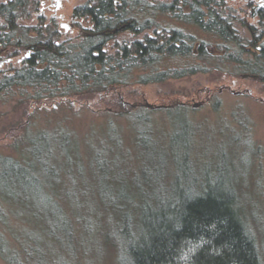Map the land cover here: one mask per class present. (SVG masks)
Masks as SVG:
<instances>
[{
    "label": "trees",
    "instance_id": "1",
    "mask_svg": "<svg viewBox=\"0 0 264 264\" xmlns=\"http://www.w3.org/2000/svg\"><path fill=\"white\" fill-rule=\"evenodd\" d=\"M224 1L85 0L73 13L87 18L90 26L75 38L61 39L53 18L46 22L39 16L36 26L19 24L20 17L29 18L37 10L38 0H4L0 3L1 51L8 50V56L24 52V56L0 70V95L14 87L31 89L29 93L37 99L97 94L213 67L264 78V40L242 36ZM261 11L264 17V8ZM160 13L215 37L219 41L216 49H209L206 40L180 25L159 24ZM124 32L144 34L118 38ZM178 111L182 112L181 105H176L174 112ZM186 120L182 117L180 126L171 132L170 144L183 152L171 150L175 172L165 184L154 181L164 170L162 153L145 157L142 181L128 186H115L111 179L118 175L108 179L111 161L94 157L91 167L100 179V207L106 220L113 218V227H99L97 221L81 216L85 238L90 239L97 227L104 239L115 236L119 264H261L230 161L220 158L223 165L214 166L216 177L214 169L204 167L201 180L188 154L189 138H183L189 130ZM143 134L138 130L136 141L146 148ZM55 139L26 138L21 140L25 144L19 147L18 156L0 153V257L6 264H70L66 259L74 258L75 245L84 237L70 215L75 206L67 211L61 200L70 201L77 190L70 192L62 186L64 194L57 195L59 167L71 159L66 139L60 138L59 143ZM65 152L66 159L60 164L58 153ZM66 171L69 176L70 169ZM56 245L60 249L52 251ZM62 250L69 252V258H63Z\"/></svg>",
    "mask_w": 264,
    "mask_h": 264
},
{
    "label": "rangeland",
    "instance_id": "2",
    "mask_svg": "<svg viewBox=\"0 0 264 264\" xmlns=\"http://www.w3.org/2000/svg\"><path fill=\"white\" fill-rule=\"evenodd\" d=\"M55 1L38 0L37 10L29 18L20 17L19 24L36 26L39 16L46 22L54 17L61 39L75 38L81 29L90 26L87 18L72 17L73 7L85 0ZM259 3L255 13H251L252 7ZM224 4L235 16V27L242 36L253 35L264 40V17H261L264 0H225ZM157 20L159 24L169 22L195 33L206 40L209 49H216L219 42L192 24L176 22L169 14L160 13ZM146 31L152 34V28ZM143 34L124 32L118 38H141ZM113 43L112 40L108 43L109 51ZM7 51L0 52V70H7L24 56V52L8 56ZM29 92L31 89L14 87L0 95V153L18 156L19 147L25 144L21 140L25 142L26 138L38 135L58 138L57 143L60 138L66 139L71 162L62 164L67 152L56 155L62 165L55 185L58 196L64 194L62 186H67L65 190L70 192L77 190L70 201L60 197L67 211L76 208L70 215L77 232L83 236L86 232L81 216L97 221L99 227H113V218L106 220L100 207L97 192L100 179L91 167L94 157L100 155L111 161L109 172L113 174L108 179L118 175L111 179L115 186L122 183L128 186L142 181L140 168L145 157L162 153L166 160L164 170L154 181L165 184L170 173L175 172L170 161L171 150L174 148L176 154L183 152L175 143L170 144L171 132L185 116L189 130L183 138H189L188 154L196 174L201 172V180L204 167L222 166V156L230 161L248 227L264 264V78L245 72L234 75L213 67L206 72L146 84L131 83L97 94L37 99ZM176 105H181L182 112H174ZM138 130H143L142 138H147L146 148L137 145ZM214 170L216 177L218 170ZM95 172L98 173L96 168ZM99 227L92 230L90 239L84 236L78 241L81 235L76 232L78 245L74 248V258L62 250L63 258H69L66 261L70 264H119L118 239L113 235L104 239L97 230ZM56 246L52 251L60 249ZM0 264H6L1 257Z\"/></svg>",
    "mask_w": 264,
    "mask_h": 264
},
{
    "label": "flooded vegetation",
    "instance_id": "3",
    "mask_svg": "<svg viewBox=\"0 0 264 264\" xmlns=\"http://www.w3.org/2000/svg\"><path fill=\"white\" fill-rule=\"evenodd\" d=\"M56 1H57V0H56ZM56 1H55V2H56ZM1 2H3V1L0 0V3H1ZM82 3H83V2H82ZM80 4H81V3H80ZM77 5H79V4H77ZM77 5H75L74 7H76ZM260 5H261V4L259 3V4L255 5V6H253V7H252V12H251V13L254 14V13H255V10H257L258 7H259ZM74 7H73V9H74ZM74 16H75V14H74L73 11H72V17H74ZM41 17H42V16H41ZM75 17H76V16H75ZM43 18H44V17H43ZM51 18L55 19L54 17H51ZM51 18H50V19H51ZM50 19H49V20H50ZM61 26L64 27L65 29L67 28V26H66L64 23H62ZM1 45H2V44L0 43V52H1ZM25 54H26V53H25Z\"/></svg>",
    "mask_w": 264,
    "mask_h": 264
},
{
    "label": "water",
    "instance_id": "4",
    "mask_svg": "<svg viewBox=\"0 0 264 264\" xmlns=\"http://www.w3.org/2000/svg\"><path fill=\"white\" fill-rule=\"evenodd\" d=\"M233 92V91H232ZM147 106H150V107H153L154 105L153 104H149V103H146ZM160 106V105H158Z\"/></svg>",
    "mask_w": 264,
    "mask_h": 264
}]
</instances>
